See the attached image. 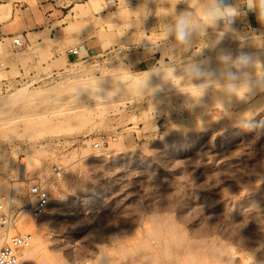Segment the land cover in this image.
Returning <instances> with one entry per match:
<instances>
[{"label": "rangeland", "instance_id": "374dc122", "mask_svg": "<svg viewBox=\"0 0 264 264\" xmlns=\"http://www.w3.org/2000/svg\"><path fill=\"white\" fill-rule=\"evenodd\" d=\"M101 1L98 15L84 2L65 28L87 25L77 60L66 61L56 37L60 55L29 63L38 49L31 38L19 50L13 36L0 41V194L21 204L30 184L47 191L40 217L22 213L41 226L48 245L42 263L111 264L100 263L101 249L128 245L134 254L118 258L122 264H165L163 233L158 238L151 228L172 221L186 236L181 249L197 242L191 259L198 264H216L208 252L221 241L235 264H264V27L208 24L202 10L211 0ZM184 13L190 36L181 42L174 26ZM150 44L158 61L126 63L128 51ZM26 52L20 71L12 59ZM242 53L251 62L238 67ZM55 68L63 72L52 80L16 79ZM31 90L41 93L19 100ZM101 133L108 140L96 149Z\"/></svg>", "mask_w": 264, "mask_h": 264}, {"label": "crops", "instance_id": "0c3cea01", "mask_svg": "<svg viewBox=\"0 0 264 264\" xmlns=\"http://www.w3.org/2000/svg\"><path fill=\"white\" fill-rule=\"evenodd\" d=\"M105 1L107 6H109L112 0ZM84 2L94 9V11L91 10L94 15L99 14L100 11L95 9L101 8V0H12V4L9 1L0 2V41L20 34L25 39L26 46H28L30 43L29 38H31L34 44L38 46V49L37 51L32 50V59L28 60V63L31 61L37 62L47 53H53L54 56L60 55V52H58L60 44L67 47L65 50L66 61L75 60L74 55L68 52V48L82 44L86 48V41L79 40L81 37L89 35L87 32L82 31L87 28V25H77L76 31L73 33L66 32L65 28L68 26V22L74 18L71 11L72 7L75 3ZM232 4L238 9V15L233 19L234 22L246 24L253 28L264 27V18L260 16L259 0H257L255 10L251 12L247 7L248 0H232ZM101 11L104 12L106 9ZM85 18L89 22L92 20L91 16H83V19ZM55 37L60 44L51 42ZM90 37L93 40L96 38L94 34H91ZM98 45L101 48L102 42L100 41ZM150 50H152V53L143 57L142 52ZM27 54L28 52L22 53L12 59L17 63L20 71H23L21 60ZM127 54L125 60L130 67L145 66L158 61L161 57L155 44H150L142 49H131Z\"/></svg>", "mask_w": 264, "mask_h": 264}, {"label": "bare ground", "instance_id": "6f19581e", "mask_svg": "<svg viewBox=\"0 0 264 264\" xmlns=\"http://www.w3.org/2000/svg\"><path fill=\"white\" fill-rule=\"evenodd\" d=\"M193 3H198V2H200V1H203V0H191ZM83 4H85V3H75V5L72 7V13H73V17H76V16H79L81 13H82V8H81V5H83ZM3 8V7H2ZM9 10V9H8ZM7 10V11H8ZM76 23V21L75 20H70V22H69V25H74ZM15 36H17V35H15ZM15 36H13V37H15ZM13 37H12V39H13ZM18 37H20V36H18ZM20 39L22 40V42L24 43V46L26 45V42H24L23 41V39L20 37ZM11 45H12V48L15 50V48H14V46H13V42H12V40H11ZM24 46H22L21 48H23ZM73 47V46H72ZM70 48V47H69ZM19 50V49H18ZM262 56H264V55H262ZM77 81V80H76ZM75 82V81H74ZM61 88V87H60ZM34 90V89H33ZM43 90H45L44 88H43ZM42 90V91H43ZM40 90H35V91H28V92H26L25 94H22V95H19L18 97H19V100L20 101H25V103L26 102H32L33 100H35L39 95H40ZM95 156H97V155H95ZM20 163H21V165L19 166V169H20V171H21V174L19 175V177L20 178H22L23 176H24V172H25V169H26V166H25V163L23 162V161H20ZM23 166V167H22ZM36 183V182H35ZM40 183V182H39ZM33 184V183H32ZM41 184V183H40ZM31 185V184H30ZM29 187V186H28ZM257 190V189H256ZM21 191V190H20ZM2 197H0V198H2L3 199V202L4 203H6L7 202V200L9 199V197H5V195H2V194H0ZM244 195V194H243ZM57 197V196H56ZM13 198H14V195H13ZM55 198V197H54ZM53 198V199H54ZM241 198V197H240ZM252 198V197H251ZM26 199V198H25ZM32 200L33 199V197L31 196V195H29L28 196V198H27V201H29V200ZM249 199V198H248ZM247 199V200H248ZM261 199V198H260ZM56 200H58V198L56 199ZM9 202L10 201H13V200H8ZM26 202V201H25ZM249 203V202H248ZM247 203V204H248ZM240 204V203H239ZM250 204V203H249ZM6 205H7V203H6ZM48 205H49V203H48ZM48 205H47V207H48ZM241 206V205H240ZM239 206V207H240ZM47 207H46V209H47ZM46 209H45V211H46ZM44 211V212H45ZM237 211V210H236ZM261 211V210H260ZM43 212V213H44ZM24 213V212H23ZM25 213H28V212H25ZM42 213V214H43ZM233 213V212H232ZM237 213H239V212H237ZM22 214V213H21ZM19 215V216H17V218H16V220H15V223H14V225H15V227L14 228H10V227H13L14 225H10V226H7V227H4V228H1L0 229V232H3V230L5 231V230H7V232H6V236H8V235H11V234H16V233H23V232H18L17 230H19V231H22V230H29V229H31V227L32 226H34V225H37L38 227H39V229H38V231H36V233L33 235V237H32V241H31V243L28 245V246H26V247H24L23 249H25L26 248V252H24V255L21 257V259H20V255H19V259H20V264H32V263H34V259L35 258H38V259H36L37 261H39L40 263H42V261H45L46 262V260H44V258H43V256H45L44 255V252H45V250H47V243H46V241H45V239H44V237L42 236V234H41V232H40V224H35L34 223V221H32L30 218H26L24 215L25 214H22V215ZM30 214V213H29ZM41 214V215H42ZM31 215V214H30ZM40 215V216H41ZM233 215H234V213H233ZM232 215V216H233ZM40 216H38V217H40ZM223 216V215H222ZM236 216V215H235ZM28 217V216H27ZM33 217V216H32ZM168 217V216H167ZM34 218H37V217H34ZM171 218V217H170ZM169 218V219H170ZM152 219V220H151ZM150 219V221L152 222L153 221V218H151ZM155 219V218H154ZM166 219V218H165ZM230 219V218H229ZM42 221V220H41ZM156 221V220H155ZM161 221H164V220H161ZM157 222V221H156ZM165 222V221H164ZM164 222H163V224H164ZM176 222V221H175ZM154 223V222H153ZM24 224V225H23ZM231 225V224H230ZM14 229H16L15 231H14ZM152 229V233L154 232V235H156L157 234V236L159 235H161L162 233H163V239H162V248H163V250H164V252H165V256L164 257H166V261H165V264H198V262L196 261V258H194L195 259V261L193 260V259H191V258H193V256L194 255H196V250H194V248H195V245L196 244H194V243H197L196 241H194V243L193 242H188L187 243V247L185 246L184 247V250H185V248H186V250L184 251L183 249H181L180 248V246H181V243L182 242H184V241H186V236L184 235V233L181 231V229H180V227H178V225H176L175 223H173L172 221H168V223L165 225V227L163 226V228L162 227H160V226H156V227H152L151 228ZM10 230V233L8 232ZM146 231V230H145ZM151 231V230H150ZM14 232V233H13ZM24 232H30V233H32L31 231H24ZM147 232V231H146ZM232 232V231H231ZM150 234V233H149ZM4 235V236H5ZM238 235V234H237ZM2 236V235H1ZM150 236V235H149ZM159 236H158V238H159ZM155 237V236H154ZM1 238V240H0V246L3 244V241H4V238H2V237H0ZM137 238V237H136ZM212 238V237H211ZM217 239V238H216ZM237 239V238H236ZM147 240V239H146ZM190 240V239H189ZM209 240V239H208ZM223 240V239H222ZM143 241V240H142ZM192 241V240H191ZM214 241V240H213ZM212 241V242H213ZM221 242H223V241H221ZM214 243L212 246H210L211 248H210V250H209V252L208 253H210L211 255H212V257H213V259L215 260V261H213V262H215L216 264H235L234 262H233V260H234V258H233V260H232V256L233 255H231V254H233V253H230V251H227V249H226V246L225 245H222V243ZM2 243V244H1ZM120 243H122L123 244V242H120ZM143 243V242H142ZM141 242L140 243H137V245H136V247H140V246H142V248H144V244H142ZM160 243V242H159ZM201 243V242H200ZM134 245V244H133ZM148 245V244H147ZM204 245H205V243H204ZM118 246V245H117ZM126 246H128V245H126ZM124 247V245L122 246V245H120V246H118V248H116L117 249V251H107V250H105V249H101L102 251H101V254H100V257H101V262L100 263H111V264H122L121 262H120V260H118V258L120 259L121 257L122 258H127L128 257V255L130 254V253H132L131 251H133V249L132 248H130V247ZM149 246V245H148ZM156 246V245H155ZM133 247H135V246H133ZM145 247H146V245H145ZM197 247V246H196ZM147 248V247H146ZM22 249V250H23ZM110 249H112V248H110ZM136 249V248H135ZM197 249V248H196ZM21 250V251H22ZM181 250H183L184 251V254H183V252L181 251ZM134 252V251H133ZM201 252V251H200ZM205 252V251H204ZM204 252L203 253H201V254H203V257H204V261H205V258H206V254H208L207 252H205L206 254H204ZM21 254V253H20ZM132 254H134V253H132ZM147 255V254H146ZM206 255V256H205ZM209 255V254H208ZM211 255H209L210 257H211ZM143 256V255H142ZM202 256V255H201ZM208 256V258H210ZM47 257V256H46ZM133 257H135V256H133ZM145 257V256H144ZM199 256H197V260L199 259L198 258ZM203 257H202V259H203ZM212 257H211V261L213 260L212 259ZM40 258H41V261H40ZM48 258V257H47ZM131 258V257H130ZM207 258V259H208ZM43 259V260H42ZM155 259V258H154ZM157 260V259H156ZM210 260H208L209 262H210ZM134 262H135V260H133ZM132 261V262H133ZM217 261V262H216ZM45 262H43L44 264H46ZM130 262V261H129ZM237 262H238V260H237ZM42 263V264H43ZM86 263V262H85ZM84 263V264H85ZM125 263V262H124ZM200 263H202V262H200ZM71 264V263H70ZM127 264V263H126ZM136 264V263H135ZM163 264V263H162ZM203 264V263H202ZM237 264V263H236ZM239 264V263H238Z\"/></svg>", "mask_w": 264, "mask_h": 264}, {"label": "built area", "instance_id": "2783aa9c", "mask_svg": "<svg viewBox=\"0 0 264 264\" xmlns=\"http://www.w3.org/2000/svg\"><path fill=\"white\" fill-rule=\"evenodd\" d=\"M12 42L15 50L21 49V47L24 46V43L18 36L13 37ZM82 49H84V45H75L68 48V52L73 54L75 60H77L80 58L79 53ZM61 72H63V70L55 68L51 69V71L41 72L33 79L30 77L35 75L34 72L29 74L30 77H28V79L23 76H17L16 79L27 82L32 81L37 84L41 81L52 80L59 76ZM7 85L8 83H5L4 86ZM107 140L108 135L106 133H101L96 140L92 142V145L94 148L98 149L107 143ZM29 195L33 197L32 200L30 199L21 204H16L13 200L9 202L8 206L3 202V199L0 198V229L14 225L17 216L23 212H28L31 216L38 217L45 211L49 203V197L47 191L39 182L29 185L28 196ZM32 237L33 235L30 232L16 233L8 236L2 235L4 241L0 246V264H20L19 255L21 250L31 243Z\"/></svg>", "mask_w": 264, "mask_h": 264}, {"label": "clouds", "instance_id": "9594fccd", "mask_svg": "<svg viewBox=\"0 0 264 264\" xmlns=\"http://www.w3.org/2000/svg\"><path fill=\"white\" fill-rule=\"evenodd\" d=\"M257 0H248V10L254 11L256 8ZM260 16L264 18V0H259ZM238 15V9L233 6L232 0H211V3L206 5L202 10V19L208 24H219L222 21L232 22ZM190 13H184L180 15L175 23L174 32L176 39L185 42L190 36ZM251 62V56L247 53H242L235 58V64L239 66L248 65ZM228 77L235 80L236 74L229 71ZM237 85L230 84V88H234Z\"/></svg>", "mask_w": 264, "mask_h": 264}]
</instances>
